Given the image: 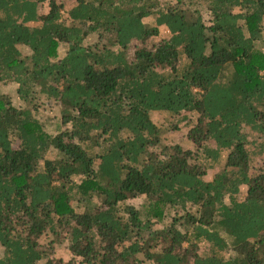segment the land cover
<instances>
[{"label":"trees","instance_id":"trees-1","mask_svg":"<svg viewBox=\"0 0 264 264\" xmlns=\"http://www.w3.org/2000/svg\"><path fill=\"white\" fill-rule=\"evenodd\" d=\"M199 2L0 0V264H264V0Z\"/></svg>","mask_w":264,"mask_h":264},{"label":"rangeland","instance_id":"rangeland-1","mask_svg":"<svg viewBox=\"0 0 264 264\" xmlns=\"http://www.w3.org/2000/svg\"><path fill=\"white\" fill-rule=\"evenodd\" d=\"M59 2L64 3L65 6H69L71 5L72 2H74V0H57ZM194 1V6L199 9L205 17H207L206 14V10L205 7L203 5V2H199V0H193ZM145 22L148 24H152L151 19H145ZM168 34V31L163 28L160 27V34L158 36H154L152 38H150L147 42L145 43H140L138 41H133L131 42V44L129 45V47L126 49V54H127V58L128 60H133L134 58V52L135 50L142 45L145 46H150L154 43H157L159 41L160 38L165 37ZM257 46L262 49V51H264V37L263 39L259 40L256 42ZM23 52L25 53L26 50L23 49ZM0 91L8 93L10 95V98L13 102V104L19 108H24V102L18 98L17 94L15 93V85H0ZM59 112H58V107L57 104L52 102H45L43 105L39 104L38 109L35 111V116L37 118H39V120L41 121V123H43L44 125H46L47 127H51L53 125L54 122H56V117L58 116ZM152 119L154 122L157 123V125L159 126H166V115H164L163 113H159V112H155L152 113L151 115ZM161 140H162V144H168V143H180L182 144L184 147H188L190 146L186 140H185V129H182L180 131L178 130H169L167 132H165L164 134H162L161 136ZM14 145H16V143H14ZM191 147V146H190ZM262 156L258 157L254 163L255 166H258L262 163L261 160ZM214 172V171H213ZM212 175V171L208 172V174H206L205 178H209ZM245 186H243L242 188V192L241 195L243 196L245 193ZM131 203H138L137 200H133L131 201ZM42 240V239H41ZM50 263H55V262H61V263H67V264H83L80 262L79 258L74 256L73 254H71L70 252H68L66 245L65 244H60V245H56L54 248V253L50 256ZM40 264H49L48 260L46 261H42L40 262Z\"/></svg>","mask_w":264,"mask_h":264}]
</instances>
